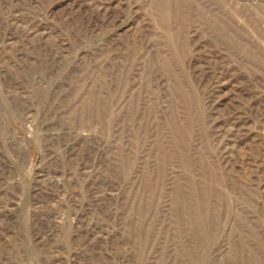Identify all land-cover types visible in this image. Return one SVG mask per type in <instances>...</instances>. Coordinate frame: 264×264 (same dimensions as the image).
Listing matches in <instances>:
<instances>
[{"label":"rangeland","instance_id":"374dc122","mask_svg":"<svg viewBox=\"0 0 264 264\" xmlns=\"http://www.w3.org/2000/svg\"><path fill=\"white\" fill-rule=\"evenodd\" d=\"M0 264H264V0H0Z\"/></svg>","mask_w":264,"mask_h":264}]
</instances>
